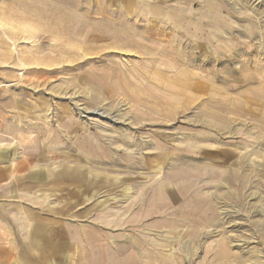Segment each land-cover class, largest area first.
<instances>
[{"label": "rangeland", "instance_id": "1", "mask_svg": "<svg viewBox=\"0 0 264 264\" xmlns=\"http://www.w3.org/2000/svg\"><path fill=\"white\" fill-rule=\"evenodd\" d=\"M105 6L0 0V135L90 162L93 200L155 242L92 264H264V0Z\"/></svg>", "mask_w": 264, "mask_h": 264}, {"label": "crops", "instance_id": "2", "mask_svg": "<svg viewBox=\"0 0 264 264\" xmlns=\"http://www.w3.org/2000/svg\"><path fill=\"white\" fill-rule=\"evenodd\" d=\"M144 3L105 0L107 10L126 12L128 17ZM4 135H0V264H92L94 246L116 256L125 247L138 261L140 249L155 248V242L141 248L124 217L109 218L105 198L93 200L90 162L46 160V155L70 152L55 148L53 141L46 146L35 129H20L12 140ZM97 145L94 149L103 154L99 163L109 165L112 148L103 141ZM121 152L126 153L128 166L138 164L133 153ZM116 259L111 261L121 263Z\"/></svg>", "mask_w": 264, "mask_h": 264}]
</instances>
